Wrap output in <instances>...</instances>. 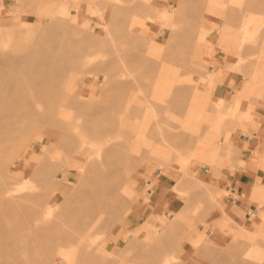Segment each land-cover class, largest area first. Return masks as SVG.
Segmentation results:
<instances>
[{"label":"rangeland","instance_id":"rangeland-1","mask_svg":"<svg viewBox=\"0 0 264 264\" xmlns=\"http://www.w3.org/2000/svg\"><path fill=\"white\" fill-rule=\"evenodd\" d=\"M115 2L119 5L116 6ZM32 4L34 9H32ZM28 5L31 10L27 8ZM122 5L127 11L124 13L122 9H117L118 12L122 11L123 14L114 13V16L118 15L120 18L115 17L123 21L117 22L118 24L112 22L118 26H110V23L109 26L105 27V23L109 21V13L116 12L115 7L120 6L119 8H121ZM66 7L70 10V16L67 20L70 26L67 23L66 25L75 30L73 33L79 32L78 37L75 33V38H81L83 41L85 35H93L98 44L94 45L95 48L92 47L94 51L93 49L90 51L94 55L93 61L95 62L98 59V62L96 61L95 64L87 66L88 69L90 68L89 71L83 65L75 68L78 70L73 69L74 72L69 70L67 72L68 76L63 79L72 81L70 85L67 84L70 88V96H78L82 81H91L92 84H96L101 94L105 87V81L104 76L96 69V66L100 63L104 64V60L108 64V59H113L112 56H114L115 61L114 59L111 61L116 62L117 65L119 64V70L117 68L114 69L115 71L112 70L111 73L114 75L112 77H115V79L121 78L120 80L123 81V77L127 79L130 76L129 81L123 78L124 81L132 82V93L145 105V108H142L139 112L137 111L133 117L142 120L146 114L143 110L148 109L153 120L160 121L159 127L162 128L165 134L182 130L185 135V140L182 143L179 142V144L166 140L167 145H162L164 155L162 154L156 158L150 147H157L158 143H161L160 135L145 136L142 139L137 133L139 128H132L133 138H131V143L132 146L136 145V151L133 152L134 156H131L133 158L132 163L130 161L127 163L128 158L125 157H121L119 160L116 159L121 165L127 166L129 164V168L133 167L132 171L128 170L121 177L122 182L127 181L134 184L132 196L127 197L122 190H119L121 208L130 207L131 209L110 229H99L100 231L96 232L98 236L95 235V239L99 236L100 238H97L98 240L95 242L98 243L94 242L93 246L98 245V247H101L102 243L106 242L105 247L111 252L119 247L117 255L120 254L123 258L120 255V258L117 256L120 259H118L117 264H130L128 262L135 259L136 261L134 263L132 261L131 264H138L142 256L144 258L141 261L146 263L144 261L145 257L149 253L150 256L153 250L147 254L146 250L148 248L145 250L144 247L147 255L145 256L142 253L144 252L142 249L145 240L151 242L152 245L155 244L154 242L157 241L159 236V230L170 224L173 218H181L179 227L184 226L180 229L178 227L176 234H180V237L177 236V238L183 239L182 242L180 240L178 242L173 234L171 239L173 240L174 237L178 243H181L175 247L172 244L174 240L171 241L170 244L172 245L166 247L168 251L160 245L161 249L154 246L156 251L158 248L159 252H157V255L156 252L153 255L157 257L158 253L161 252V256H159H163V259L165 257V259L173 261L172 258H176L173 262L182 263L181 261H183L184 263L185 261L184 264H201V262L202 264H210V260L213 261L210 258H216L215 255H218L219 252L222 253L221 258L223 256L226 258L227 256L223 253L229 255L228 253L231 251L228 250L244 251L248 243H253L250 258L260 259L261 257L264 261V202L260 200L261 196H259L260 192H264V185L257 184L253 188L248 200L250 203L248 213L239 215L234 213L229 206H225L223 196L226 192L218 184V179L223 172L235 170L237 165L245 164V161L241 158L250 157L254 162L259 163V167L264 169V141H262L261 148L256 143L251 144L248 151H242L239 144L230 141V130L232 128L237 129L238 135L236 136L238 139L240 138V132H243L244 139L254 138L253 132H249L248 129L253 128L254 122L258 123L264 118V0H0V33L2 35L5 34L4 29L12 28V26L23 27L20 20L21 16L27 22L32 23V28H28L31 34L28 31V35L22 33L21 38L18 39L20 41L9 42L7 38L0 39L1 50L5 49L4 51L9 52L14 49V51H18L29 44L27 41L30 42L29 45L34 44V42L31 43L33 37L32 39L28 38L29 35L34 36L32 30H36L34 28L40 23L42 27L46 25L50 14H55L57 10ZM157 9H160L159 11H163V13L156 11ZM19 13L20 15H18ZM247 14L251 15V18L255 20V24L254 29L247 33L249 36L243 38L246 33L242 32L241 29L244 20L248 19ZM82 24L84 25L82 26ZM121 25L123 30L119 27ZM81 29L82 31L84 29L85 32H82ZM229 31L234 33H229ZM201 32L207 35L205 44H200L199 35ZM35 33L38 34L39 32ZM125 52H128L129 56ZM128 57L130 59H127ZM99 60L103 61L100 62ZM146 60L151 61L153 66L146 67L144 64ZM166 69L173 72L168 78L169 83L167 85H170V82H175L185 88L183 91L185 93L181 94L180 98L174 102L170 100L163 103L152 102L154 91H157L164 81ZM116 71L120 74H126L124 76L121 74L122 77H120L121 75L119 76ZM94 74L96 75L94 76ZM219 84L229 86L225 97L216 96L215 94ZM76 117L74 115L72 119H76ZM189 122L193 123L188 124ZM153 126L154 128L157 127L154 124ZM81 130L84 131L83 128ZM32 136H35V134ZM39 136L46 139L45 144L56 142V139L48 133L39 134ZM262 137L264 138V136ZM141 139L144 140L142 143L140 142ZM33 140H35L34 137ZM39 148L40 144L34 147L35 163L38 166L35 167V164L33 167L36 169L44 163L41 162L42 160L47 162L48 154L51 151L47 147L44 151L39 152ZM11 157L12 155L9 157L12 160ZM59 161L62 162L60 163L62 169L57 172L54 170L49 175L60 179L65 176L68 169V179L59 186V191L66 196H70L83 176L81 167L84 165L85 159L83 158L81 162H78L74 156L63 158L61 156ZM162 162L164 165H161ZM15 165L13 168L15 180L17 177L23 178L18 170L22 171L23 175L27 177L26 185L29 187L27 190L36 187L37 191L39 183L42 182V176L40 180L38 177L36 178L40 175L30 174L33 167L28 165V158L24 153L21 154V158L17 160ZM160 172L173 178L171 184L166 185V188L161 190L156 187L158 184L157 175ZM186 176L188 182L190 181L191 188L189 187L182 192L172 191L173 187ZM36 180H39V183ZM40 186H42V183L39 185V188L42 189ZM196 187L199 188V191ZM200 188L207 192L205 195L208 194L209 196L206 197L203 194L204 196L200 197V193L204 192ZM193 190L197 191L199 196L197 194L192 196ZM38 191L40 193V190ZM195 198L199 201H194ZM203 201L206 202H204L206 205ZM209 201L210 204H208ZM175 211H178V214ZM202 213H206L207 216ZM199 214L202 215V218ZM144 227L147 231H143ZM131 235L133 242L135 241L138 244L137 249H135L138 258H135L137 254L134 256L135 252L132 249H126V246H124V244L127 245L126 243L132 241ZM135 238L136 240H134ZM198 238L201 241L194 247L193 241ZM206 238L207 240H205ZM139 240L143 242V245ZM204 243L207 244L206 247L203 245ZM230 243L232 245H229ZM200 245L202 246L200 247ZM208 245L213 250H215L214 248L216 250L218 248V251L219 248L220 250L224 249V252L219 251L216 253L217 251H215L214 255V251L211 250V253L207 250ZM230 246L232 248H229ZM234 246H238L237 249ZM154 247L151 246L150 248L155 251ZM242 247L243 249H241ZM95 248L97 249V247H94V250H96ZM225 249L227 252H225ZM203 250L206 251L204 254L208 255L207 258L210 257V260L206 259L203 253V255L200 253ZM196 251L197 257L193 256ZM237 251L236 253L232 251L233 254L230 255L235 257ZM96 252H98V249ZM207 253H211L213 257ZM238 254L241 256L242 252ZM238 254L237 256H239ZM94 255L97 260L95 263L88 261L89 263L79 262L78 264H96L102 257L107 258L104 253H94ZM139 255H141V259ZM132 256L133 258H128L129 260L126 258ZM229 258L227 259L230 260ZM171 260L168 264H173ZM228 260L227 262H232V259ZM214 261L216 260L214 259ZM214 264L216 263L214 262Z\"/></svg>","mask_w":264,"mask_h":264},{"label":"bare ground","instance_id":"bare-ground-1","mask_svg":"<svg viewBox=\"0 0 264 264\" xmlns=\"http://www.w3.org/2000/svg\"><path fill=\"white\" fill-rule=\"evenodd\" d=\"M28 4L30 3L28 2ZM33 4L32 9H34ZM115 5L117 6L119 4L115 2ZM120 6L115 7L116 12H112L113 14L109 13V21L105 23V27L109 26L110 23V26L113 25L114 27L118 24L117 22L123 21L115 17L117 16L120 18L118 15L114 16V13L120 15L122 11L124 13L127 11L123 5L119 8ZM27 8L30 9V6L28 5ZM112 8L114 9V7ZM117 9H122V11H119V13ZM159 10L160 9H157L156 11ZM159 12L163 13V11ZM18 15H20V13ZM69 16L70 10L67 7L59 11L57 10L55 14H50V17L48 16L49 22L47 21V24L43 25V27L40 25L41 23L38 24V26L34 28L36 30H32L34 36H28L29 39L33 37V41L30 40L31 43L34 42L32 45H29L30 42L27 41L29 44H27V46L25 45L26 47L20 50L16 49L18 51L11 49L13 52L11 50L7 52L4 51L5 49L1 50L0 48V264L95 263L97 260L94 253H104L107 255V258L102 257L96 264H117L121 256L120 254V256L117 255L119 247H117V250L115 249L114 252H111L106 249V242L102 243L103 247H98V245L93 246V243L98 240L97 238H100L99 236L95 239L96 232L99 229H110V227L115 225L123 216L128 214L131 209L130 207L121 208L119 203V190H122L127 197L132 196L134 184L127 181L122 182L121 177L128 170L132 171L133 167L129 168V164H127V166L122 164V166L116 159L119 160V158L125 157L128 158L127 163L128 161L132 163L133 158L131 156H134L133 152L136 151V145L132 146L131 143V138H133L132 128H139L137 129V133L142 139L145 136L160 135L162 144L158 143L157 147H150V150L154 151V157L156 158L163 154L164 149L162 145H167L166 140L176 144H179V142L182 143L185 140V135L182 130L165 134L162 128L159 127L160 121L153 120L152 114L148 109L143 110L146 114L142 120L133 117L137 111L139 112L142 108H145V105L140 99L134 96V93H132V82H130V85V83L126 81L127 79L129 81V75H126L129 76L127 79L123 77L126 79L125 81L123 78V81H121L120 77H122V75L124 76L126 73H121V75L120 72L118 73L116 71L119 76L121 75L120 77L117 75L120 79L112 77L114 76L111 73L112 70L119 68V64L117 65V63L114 62V56H112L114 59L113 62L111 61L113 59L109 58L108 60L111 62L107 64L103 59L104 64L100 63V65L98 64L96 66V69L104 76L105 81V87L103 86L104 90L103 92L101 91V94L96 84H92L91 81H82L78 96H70V88L67 84L70 85L72 81L70 79L69 81L63 80L68 76L67 72L78 66L82 67L81 65L89 67V65L95 64L96 61L98 62V59L94 62V55L90 53L91 49H93L92 47L97 44V39L93 35H85L83 41L81 38L76 39V32L73 33L75 30L70 29L72 27H69V22L67 23ZM114 17L115 19H113ZM247 17L248 19L244 20L245 22L241 29L243 30L242 32L246 33L243 38L249 36L247 33L254 29L255 24V20L251 18V15L247 14ZM20 20L23 23V27L12 26V28L4 29L3 31L5 34L2 35L0 33V39L3 40L7 38L9 42H18L20 41L18 39L21 38L20 36L22 33L27 34L28 31L30 32L29 34H31L28 28H32V23L27 22L23 16L20 17ZM115 20L116 22H114ZM112 22L117 24L114 25ZM66 23L69 26H67ZM83 25L84 24H82V26ZM79 27L81 28V26ZM119 27L123 30L122 25ZM37 29L41 30L38 31ZM35 32L39 33L37 34ZM82 32H85L84 29ZM78 33H76L77 37L79 36ZM229 33L234 32L229 31ZM206 36L205 33H200V44H205ZM127 53L128 52H125V54ZM127 59H130V57ZM144 64L146 67L153 66V63L147 60ZM83 69L87 70L85 68ZM172 73L170 69L165 70L164 81L160 84L159 89L154 91L153 99H151L152 102L163 103L168 100L174 102L180 98L181 94L185 93L183 92L185 88H182L175 82H170L171 84L167 85V83H169L168 78ZM96 74H94V76ZM62 81L64 83H61ZM74 115L77 116L76 119H72ZM192 123L193 122H189L188 124ZM153 124L155 126L157 125L159 128H154ZM82 128L84 131L81 130ZM43 133L50 134L56 139V142L45 144L46 139L39 136V134ZM33 134H35V136H32ZM33 137L35 140H33ZM142 139L140 140L141 143L144 141ZM37 144H40L39 152L44 151L47 147L51 150L48 154L47 162L42 160L41 162L44 163L40 164L38 169L35 168L38 165L35 163L36 158L34 157L36 156L34 154V147ZM22 153L28 158V165L30 167L36 164V166L32 168L33 171L30 174L40 175L36 176V178L38 177L40 180L42 178V186H40L42 189L39 188L41 183L38 182L39 180H36L39 183V185H37L40 193L38 190L36 191L35 186V188L27 190V188H29L26 185L27 177L23 175L22 171L18 170V172H21L20 176H23V178L17 177L19 180H15L13 168L16 166L17 160L21 158ZM11 155L12 160L9 158ZM37 156L39 157L38 154ZM61 156L62 158L74 156L78 162H81L83 158L85 159L84 165L81 167L83 176L77 184V188L70 196H66L63 192L59 191V186L68 179V169L65 172V176L60 179L56 176L53 177L49 175V173L54 170L57 172L62 169V164H60L62 162L59 161ZM162 164L164 165L163 162L161 165ZM189 182L186 176L173 187L172 191L182 192L189 187L191 188ZM198 189L199 188H197V190ZM194 190L192 196L197 194V191ZM205 193L207 192L204 191L200 193V197L204 196ZM260 193V200L264 202V192L262 191ZM207 195L205 196L207 197ZM196 198L194 201H199L196 200ZM214 198L216 199L215 195ZM205 201H203V203ZM205 203L204 205H206ZM208 204H210V201ZM178 211H175V213L178 214ZM180 220L181 218H173L170 224L165 225L159 230V236L157 237V241L155 240V244L152 245L151 242L145 240V245L142 249L144 252H142V250L141 252L145 254V250L147 248L149 249L151 246H158L159 249H161L160 247L166 249L168 245L171 246L172 244L175 245V247L178 246V244L182 242L181 240H183L179 239L180 234H176L180 225ZM183 226L184 225L179 227V229L183 228ZM143 231H147V229L144 227ZM173 234L175 238L179 236L176 240H180V243H178L179 241L177 242L174 237L173 240L175 243L173 242L171 239ZM96 236H98V234ZM131 238L132 241L126 243L127 245L124 244V246H126V249H132L133 252H135L134 256H136L137 252L135 249H137L138 244H136L135 241L133 242L132 235ZM134 240H136V238ZM205 240H207V238ZM142 241H140L141 245H143ZM200 241V238L195 239L193 241L194 247L199 244ZM95 243L97 244L98 242ZM206 243L203 244L205 247L207 246ZM161 245L166 246L163 247ZM229 245H232V243ZM247 245L249 246L247 247ZM247 245V250L245 247L244 251H239L242 252L241 256L236 250L239 255H234L236 258L231 256L233 254L232 251L236 253L235 249L228 250L231 251L228 253L229 255L223 253V255L227 257L224 258L223 256L221 258L222 253L220 254L219 251L224 252V249H222L223 247L221 248L222 250L219 248L218 251V248L217 250L216 248L213 250L209 245L207 250H209V252H211V250L212 252L214 251V255L215 251H217L216 253L219 252L220 259L219 257L217 259L219 254L215 255L216 258L211 255L212 252L207 254L213 257H209L210 259H213V261L214 259L216 260L214 261L216 264H264L261 257L260 259L250 258L254 245L253 243H248ZM201 246L202 245H200V247ZM94 247H97L98 252H96V248V250H94ZM235 247L236 246H234V248ZM158 248L157 251L156 248L155 251L151 248L150 251L148 249L146 250L147 254L152 252V250L153 252L150 256L149 253L148 256L145 257V264H168L171 259L168 260L164 257V260L162 258L163 256L160 257L161 252L158 253L160 256L158 255L156 257L153 255L155 252L157 255V252H159ZM229 248L232 247L230 246ZM241 249H243V247ZM204 252L206 251L203 250V252L200 253L204 254ZM225 252H227V250ZM147 254H145V256ZM194 255L197 257V251L194 252L193 256ZM202 255H200L202 258L205 257L209 259L207 258L208 255L204 254V257ZM139 257L141 259V255H139ZM126 258H133V256ZM135 258H138V254ZM143 258L144 256H142L141 260H143ZM227 258L230 260L232 259V262H227ZM172 259L174 261L176 258ZM190 259L192 260L193 258ZM257 259L259 260L255 261ZM141 260L140 262L144 264ZM132 261L128 263L131 264ZM134 261H136V259ZM211 261L212 260H210V264L213 262ZM175 262H173V264L185 263V261L184 263L183 261H181L182 263ZM205 262L208 263L209 261ZM214 262L212 264H214Z\"/></svg>","mask_w":264,"mask_h":264},{"label":"crops","instance_id":"crops-1","mask_svg":"<svg viewBox=\"0 0 264 264\" xmlns=\"http://www.w3.org/2000/svg\"><path fill=\"white\" fill-rule=\"evenodd\" d=\"M227 84H219L215 90L216 96H226ZM231 91V89H230ZM254 122L253 128H249V132H253L254 138L244 139L245 136L243 132H240V138L238 139V131L236 128L230 130V141L239 144L242 151H248V147L252 144L259 145L261 148L262 141H264V118L260 120L257 124ZM259 138V139H258ZM257 141V142H255ZM245 143L247 144L245 145ZM247 147V148H246ZM252 155V154H251ZM250 156V155H249ZM245 161L244 165H237L235 170H227L218 179V184L225 190L226 194L223 196L225 201V206H229L234 213L237 214H247L249 211L248 202L249 197L253 188L258 185H264V169L259 167V163L253 161L250 157L241 158ZM158 184L157 188L159 190L166 188V185H170L173 178L160 172L157 175Z\"/></svg>","mask_w":264,"mask_h":264}]
</instances>
